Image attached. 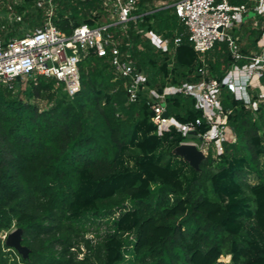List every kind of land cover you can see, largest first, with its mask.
<instances>
[{
    "label": "trees",
    "instance_id": "1",
    "mask_svg": "<svg viewBox=\"0 0 264 264\" xmlns=\"http://www.w3.org/2000/svg\"><path fill=\"white\" fill-rule=\"evenodd\" d=\"M106 1L51 0V21L65 35L81 25L97 27L108 15ZM156 1L137 0L141 19L125 31L110 29L147 88L196 83L201 66L206 78L220 81L231 65L226 45L216 43L202 63L174 9ZM8 4L22 15L16 26L42 27L44 10L35 0H0V11L7 13ZM3 27L8 30L1 20L0 38L15 37L16 30L4 34ZM146 31L167 40L172 55L144 38ZM249 34L243 53L260 31ZM177 36L182 40L174 48ZM78 70L72 97L41 76L24 89L17 80L11 88L0 84V264H220L222 257L264 264V101L248 110L221 88L235 142L225 143L219 156L210 150L195 171L173 154L184 138L174 130L156 135L146 97L128 102L124 79L108 58L90 51ZM165 103L180 123L201 116L192 98L168 96ZM15 228L26 258L1 239Z\"/></svg>",
    "mask_w": 264,
    "mask_h": 264
},
{
    "label": "built area",
    "instance_id": "2",
    "mask_svg": "<svg viewBox=\"0 0 264 264\" xmlns=\"http://www.w3.org/2000/svg\"><path fill=\"white\" fill-rule=\"evenodd\" d=\"M136 4L137 0H108L103 4L111 16L108 22L97 27L81 25L65 35L51 21L55 10L51 0H35L36 7L44 10L42 27L32 29L21 37L0 38V84L11 88L17 78L34 80L41 76L63 84L68 96L72 97L79 90L78 63L91 51L98 57L108 58L116 75L124 79L123 89L128 102H136L139 94H144L152 111L150 122L157 136L174 130L184 138L179 145H192L204 157L210 150L214 157L221 155L225 143L235 142V135L227 124L231 111L222 108L221 88H226L248 110H253L264 101V0L175 1L171 7L185 26L187 41L199 60L203 63V56L216 43H224L231 65L220 81L206 78L207 70L201 66L197 70L200 76L198 82L166 85L161 92L147 88L145 74L136 69L127 53L121 54L110 32L116 26L125 31L130 22L136 23L141 19L142 14L137 12ZM7 12L17 15L11 5L7 6ZM249 14L252 16L246 18ZM21 19L22 15H17L16 20L21 22ZM248 22L250 30H259L260 34L254 47L243 53V41L246 43L250 36L245 35L243 40L226 30L240 29ZM143 36L156 49L172 55L168 41L161 36L152 31L144 32ZM181 40V36L173 40L174 48L180 45ZM168 96L194 99V108L201 112L200 118L180 123L169 116L165 103ZM202 125L206 126V130L200 133L196 129ZM193 133L195 138L188 139Z\"/></svg>",
    "mask_w": 264,
    "mask_h": 264
},
{
    "label": "rangeland",
    "instance_id": "3",
    "mask_svg": "<svg viewBox=\"0 0 264 264\" xmlns=\"http://www.w3.org/2000/svg\"><path fill=\"white\" fill-rule=\"evenodd\" d=\"M175 1H177V0H161V1H156L155 2V6H171ZM3 5V4H2ZM9 5V4H8ZM8 5H6V7L8 6ZM31 10H34V9H31ZM16 17H17V15H15V14H13L12 12H7V13H5L4 11H0V21L1 20H3V22H4V26L7 28L8 27V30H6L4 27V29H5V33L4 34H6L8 31H9V29L12 27V29L13 30H16L17 32H16V35H15V37H21V36H24L25 35V33H27L28 31H32V29H28L27 28V25L25 24V23H21V24H18V26H16V24H14V22H18L17 20H16ZM110 17L111 16H109V13H108V15L106 16V17H104V18H102V20L100 21V22H108V20L110 19ZM16 20V21H15ZM247 26H244V27H242V28H233V29H227L226 30V32L227 33H229V34H232V35H237V36H243V35H247V34H249L250 33V22H248L247 24H246ZM19 33H21V34H19ZM250 35V34H249ZM243 40H245V39H243ZM244 42L245 41H243V45H244ZM242 45V46H243ZM68 54H70V52H68ZM20 83H21V88L22 89H24L25 88V86H26V83H27V79H20ZM40 106H41V108H45V105H44V103H40ZM184 161V160H183ZM184 163H185V165H186V163L187 162H185L184 161ZM188 164V163H187ZM187 167H188V165H186ZM260 167H262V168H260V169H262V172H263V174H264V159H261L260 160ZM193 169V168H192ZM190 171V170H189ZM192 171V170H191ZM248 181L250 182V183H255L256 181H257V179H256V176L254 175V174H251L249 177H248ZM101 231H100V233L101 232H103L104 231V226H102L101 227V229H100ZM91 231H93V233H94V231H95V229L94 228H92L91 229ZM11 232V231H10ZM10 232H7V233H4L2 236H1V239L2 240H4L5 241V239L7 238V236H8V234L10 233ZM88 238H93V234L92 233H89V235H88ZM218 262L220 263V264H230L229 263V259H228V257H222V258H220L219 260H218Z\"/></svg>",
    "mask_w": 264,
    "mask_h": 264
},
{
    "label": "water",
    "instance_id": "4",
    "mask_svg": "<svg viewBox=\"0 0 264 264\" xmlns=\"http://www.w3.org/2000/svg\"><path fill=\"white\" fill-rule=\"evenodd\" d=\"M252 14L247 15L246 18H250ZM17 82L20 81L19 78L16 79ZM167 116V113L164 114ZM188 139L195 138V133L189 135ZM173 154L185 162L189 164L191 168L195 171L199 169L200 163L204 160V155L198 151L194 146L189 144H182L177 146L173 150ZM21 229L15 228L13 229L5 239V245L9 248L15 250L18 254H20L23 258L27 257L28 249L21 245Z\"/></svg>",
    "mask_w": 264,
    "mask_h": 264
}]
</instances>
